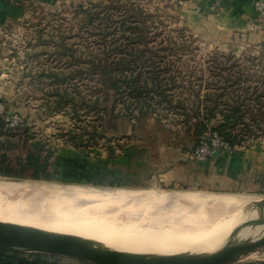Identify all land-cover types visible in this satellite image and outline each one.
<instances>
[{
    "label": "rangeland",
    "instance_id": "374dc122",
    "mask_svg": "<svg viewBox=\"0 0 264 264\" xmlns=\"http://www.w3.org/2000/svg\"><path fill=\"white\" fill-rule=\"evenodd\" d=\"M222 3L21 0L17 12L0 28V67L4 70L0 97L10 115L21 122L15 126L23 135L14 140L27 143L14 156H25V150L34 149L36 166L23 175L1 173L0 179L109 191L227 193L241 200L250 196L264 201V186L245 192L162 184L148 172L152 167L146 168L143 162L135 166L133 151L141 143L154 151L166 145L181 147L178 159L202 162L191 156L195 146L215 131L226 137L220 127L223 115L207 112L215 106L225 109V102L241 98L245 106L232 126L240 140L231 142L235 145L231 150L221 152L230 156L251 152L255 167L264 160V41L252 42L239 31L230 35L220 27ZM99 59L107 62L109 77L141 74L145 79L151 76L148 72H160L162 84L170 88L172 105L154 93L153 84L150 93L143 94L151 102V106L148 100L143 104L149 108L146 115L138 113L142 104L132 102V111L123 101L105 100L107 93L115 91L103 85V67L94 66ZM80 92L93 100L99 96L98 104L85 107L76 95L79 111L75 112L73 104L59 98L60 94ZM155 96L156 105L152 103ZM58 101L63 102L62 108L55 110L52 107ZM134 111L139 116L131 114ZM69 133L80 136L74 140ZM162 162L153 159L152 164L158 167ZM260 168L259 177L264 179V164ZM48 173L50 179L45 178ZM201 219L196 217L197 221L217 223L210 234L216 243L225 233L224 223L231 226L226 219ZM262 236L264 228L242 227L231 238L230 247ZM49 259L60 264H94L64 256ZM231 259L239 260L226 264H264V246L253 253L239 251Z\"/></svg>",
    "mask_w": 264,
    "mask_h": 264
},
{
    "label": "bare ground",
    "instance_id": "6f19581e",
    "mask_svg": "<svg viewBox=\"0 0 264 264\" xmlns=\"http://www.w3.org/2000/svg\"><path fill=\"white\" fill-rule=\"evenodd\" d=\"M260 200L250 196L241 200L227 193L109 191L0 179V221L79 237L107 250L148 256L219 255L242 227L264 228V201ZM196 217L230 220L231 226L224 223L225 233L216 243L210 234L217 223L197 221Z\"/></svg>",
    "mask_w": 264,
    "mask_h": 264
},
{
    "label": "crops",
    "instance_id": "0c3cea01",
    "mask_svg": "<svg viewBox=\"0 0 264 264\" xmlns=\"http://www.w3.org/2000/svg\"><path fill=\"white\" fill-rule=\"evenodd\" d=\"M20 1L0 0V28L5 25L8 16L17 12ZM222 1L221 20L218 23L220 27L228 31L230 35L239 31L249 41H264V30L259 29L256 24L255 0ZM3 72L4 70L0 67V74ZM140 145L137 144L133 151L136 155L135 166L143 162L146 168L152 167L148 172L158 183L196 186L205 189L216 188L224 191L239 189L245 192L264 186L263 177H259V173L263 172L260 167L263 166L264 160L255 167L251 152L236 156L221 152L213 160L196 162L178 159L176 155L181 147L166 145L159 151H154L155 149H151L152 147L146 143ZM153 159L163 162L156 167L152 164Z\"/></svg>",
    "mask_w": 264,
    "mask_h": 264
},
{
    "label": "trees",
    "instance_id": "16d2710c",
    "mask_svg": "<svg viewBox=\"0 0 264 264\" xmlns=\"http://www.w3.org/2000/svg\"><path fill=\"white\" fill-rule=\"evenodd\" d=\"M94 66L103 67L102 72L105 75L102 76V83L104 86H107L108 88H111L115 91V93H107L105 100H110L115 104L118 101H123L124 104L127 105L126 109H131L132 111V102H134L138 106L142 104L140 105L141 108L138 112L139 115H146L149 113V108H145L143 106V104L147 102V100L149 101V99H147V97L143 98V94L150 93L152 84L155 85L154 88L156 89H153L155 90L154 93H157V96H159L161 99H167L169 105H172V102L174 101L171 96L172 94H170V88L162 84V78L160 77V75L162 74L158 71H156L155 73H153L152 71L148 72V75L151 76H147L145 79L142 78L141 74H132L131 76L123 79L122 77L108 76L109 72L106 70L108 64L104 59H99L98 62H95ZM125 88H127L128 90H126ZM76 95L79 97L78 100H82V105H84L85 107H91L92 105L95 106L100 100L99 96L96 97L95 100H93L92 98H88L86 95L82 94V92L75 95H72L70 93L60 94L59 98H65L66 102L74 105V111L78 112L79 110L75 106L78 104ZM157 96H155V101L152 100V103L155 105L156 103H158V99H156ZM169 96L170 98H168ZM87 101H90V104H88ZM150 103L151 102L149 101V106H151ZM244 103V99L241 98L237 99L233 103L225 102L224 106H227V108L225 109H219L215 106L211 111L209 110L207 112V114L209 115H215L214 112L219 111V113L223 115L224 121L220 123V127L223 128L222 130L226 135V138H228L233 143H236L238 140H240L237 134L233 132L232 126L239 121V114L242 112L243 106H245ZM47 104H49V100L45 105ZM62 104L63 102L58 101L52 108H54L55 110L61 109ZM181 105L184 108L187 107L185 106L186 104L181 103ZM131 114L139 116L138 114H135V111ZM19 132H21L20 135H17L16 133ZM4 133L5 137L2 135ZM69 134L70 138L74 140H78L80 136V134ZM21 135H23V132L19 129V126H9L4 120H0V174L3 173L10 175L17 172L20 175H23L27 173L28 170L36 166V152L34 151V149L30 148L25 150V156H22L21 154L14 156L15 151L19 152L20 149H24V143L27 145V143L24 142L23 139H19L16 141L14 140V136L21 137ZM44 171H46L45 168ZM45 178L50 179L51 175L48 173L45 175ZM50 257L53 256L32 252H11L0 250V264H60L55 260H50Z\"/></svg>",
    "mask_w": 264,
    "mask_h": 264
},
{
    "label": "water",
    "instance_id": "95a60500",
    "mask_svg": "<svg viewBox=\"0 0 264 264\" xmlns=\"http://www.w3.org/2000/svg\"><path fill=\"white\" fill-rule=\"evenodd\" d=\"M37 114L35 113V116ZM264 246V236L229 247L212 257L148 256L96 247L90 241L69 235L0 221V250L32 252L50 256H64L94 264H226L234 254L249 250L252 253Z\"/></svg>",
    "mask_w": 264,
    "mask_h": 264
},
{
    "label": "built area",
    "instance_id": "2783aa9c",
    "mask_svg": "<svg viewBox=\"0 0 264 264\" xmlns=\"http://www.w3.org/2000/svg\"><path fill=\"white\" fill-rule=\"evenodd\" d=\"M254 8L256 11V24L264 29V0H255ZM4 99L0 97V120H4L7 125L15 126L19 125L18 120H15L6 110V104ZM235 147L229 139H227L222 133L215 131L214 136L207 140H201L192 152V157L199 161L210 160L217 156L222 150H231Z\"/></svg>",
    "mask_w": 264,
    "mask_h": 264
}]
</instances>
